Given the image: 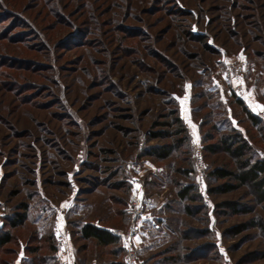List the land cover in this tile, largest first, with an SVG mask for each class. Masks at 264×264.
<instances>
[{
	"label": "rangeland",
	"instance_id": "rangeland-1",
	"mask_svg": "<svg viewBox=\"0 0 264 264\" xmlns=\"http://www.w3.org/2000/svg\"><path fill=\"white\" fill-rule=\"evenodd\" d=\"M234 133L264 160V0H0V264L123 263L121 239L98 246L80 228L126 233L137 197L151 203L137 264H264V204L211 175L239 174L234 157L203 149Z\"/></svg>",
	"mask_w": 264,
	"mask_h": 264
},
{
	"label": "trees",
	"instance_id": "trees-1",
	"mask_svg": "<svg viewBox=\"0 0 264 264\" xmlns=\"http://www.w3.org/2000/svg\"><path fill=\"white\" fill-rule=\"evenodd\" d=\"M243 99V98H242ZM236 103L242 108L244 114L246 115L247 120L254 126H257L260 121L256 116H254L244 105L241 99H236ZM175 123L178 125L177 134L185 133L186 129L184 124L179 117H175ZM168 133L161 132V133H151L150 138L156 139L159 137L166 138L168 137ZM173 135V134H172ZM181 139H184L183 137ZM213 136L206 138L204 141H212ZM178 141L175 145L177 147L182 145L183 140H176ZM175 146V147H176ZM204 151L214 155L220 152L227 153L228 155L234 157L237 160V166L241 172L235 175L232 171L226 169H214L211 172V175L214 176L218 180L224 179H237L240 185H247L249 184L253 192L255 194L256 201L260 204H264V160L255 159L252 160L248 154L249 146L247 142L241 138L240 135L237 134H224L222 135L218 143L216 144H208L207 146H203ZM172 148L165 146L161 149H154L153 151H149L151 155H156L161 159H166L170 155ZM192 187H184L179 193L178 196L181 199H186ZM235 189L234 185H221L219 188L220 192H230ZM232 212L238 213L239 208L237 204L232 203H224ZM23 219H14L12 222V226L16 227L22 223ZM241 231L240 227L235 229V233H239ZM80 234L82 239L84 240H93L96 245L108 247L111 245H115L119 237L112 234V230H106L103 228L96 227L90 223H85L80 228ZM12 241V236L9 232L5 234H0V247L10 243ZM56 250L55 243L53 244V251ZM118 250V248H117ZM118 253V251H117ZM114 253V255H118ZM112 264V263H110ZM113 264H124V262H115Z\"/></svg>",
	"mask_w": 264,
	"mask_h": 264
},
{
	"label": "built area",
	"instance_id": "built-area-1",
	"mask_svg": "<svg viewBox=\"0 0 264 264\" xmlns=\"http://www.w3.org/2000/svg\"><path fill=\"white\" fill-rule=\"evenodd\" d=\"M240 65V64H239ZM239 68L235 67L234 70L229 65L225 67L224 75L227 79L231 80L234 75H236ZM233 94L242 99L244 97V89L241 86H232ZM133 206L130 207L129 214L132 217V221L129 225L128 231L122 233L118 230H112V234L119 237L124 243V264H137L135 260V248L132 246L131 240L139 234V220L144 214V209L150 206V200L142 197L134 198ZM55 246H56V259L63 258L64 254L67 252V241L66 235L62 228L56 227L53 232ZM63 260V259H62ZM64 264V262H62Z\"/></svg>",
	"mask_w": 264,
	"mask_h": 264
},
{
	"label": "crops",
	"instance_id": "crops-1",
	"mask_svg": "<svg viewBox=\"0 0 264 264\" xmlns=\"http://www.w3.org/2000/svg\"><path fill=\"white\" fill-rule=\"evenodd\" d=\"M243 102H244V105L248 108V110L250 112L252 111V109H255V110H257V108L259 109L258 106H255L252 103L251 99L246 94L244 95ZM251 113L255 115L257 112H251ZM184 121H185V123H187L185 119H184ZM90 224H92V225H94L96 227H99V228H103V229H106V230H110L109 228L103 227V226L98 225V224H95V223L94 224L93 223H90ZM141 241H142V238L139 239V242H141ZM137 246H138V244H137Z\"/></svg>",
	"mask_w": 264,
	"mask_h": 264
}]
</instances>
